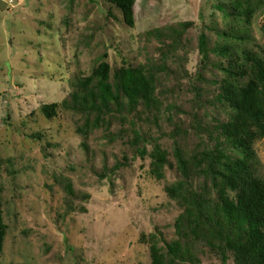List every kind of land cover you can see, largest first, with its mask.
<instances>
[{
	"label": "rangeland",
	"instance_id": "374dc122",
	"mask_svg": "<svg viewBox=\"0 0 264 264\" xmlns=\"http://www.w3.org/2000/svg\"><path fill=\"white\" fill-rule=\"evenodd\" d=\"M231 1L138 0L130 28L107 0H0V172L7 226L0 264H151L150 236L157 235L160 246L174 239L182 209L165 187L178 174L167 167L158 181L151 157L142 158L137 149L150 153L159 145L171 155L169 134L179 119L190 123L196 106L189 80L163 78L158 121L134 114L133 123H125L118 116L87 136L78 133L83 115L59 110L49 120L43 107L68 99L76 77L91 76L104 54L113 74L159 61L160 48L173 45V71L196 77L203 33L210 49L264 52V0L251 1L249 20L231 16ZM169 27L181 33L175 37L181 45L148 35ZM211 57L202 71L208 82L223 76L213 65L221 57ZM135 132L149 142H136ZM255 152L264 174V138ZM202 264L219 262L205 256Z\"/></svg>",
	"mask_w": 264,
	"mask_h": 264
},
{
	"label": "trees",
	"instance_id": "16d2710c",
	"mask_svg": "<svg viewBox=\"0 0 264 264\" xmlns=\"http://www.w3.org/2000/svg\"><path fill=\"white\" fill-rule=\"evenodd\" d=\"M137 1L107 0L123 12L130 28L136 24ZM251 1L232 0L227 6L231 7V16L249 20L255 12ZM227 7L221 9L226 12ZM192 25L184 23L181 27ZM180 34L175 27H169L148 35L175 41ZM175 43L181 45L177 40ZM176 50L167 45L160 48L159 61L150 59L137 67L123 66L113 74L108 55L104 54L91 76L76 77L68 99L45 105L43 112L49 120L57 118L59 110L83 115L85 124L78 133L86 136L92 129L108 127V120L118 116L125 123H133L129 116L134 114L140 120L146 116L148 122L150 117L158 121L163 113L158 95L163 78L174 75L189 80L196 106L190 123L179 119L169 134L174 142V162L159 145L150 153L146 148L137 149L142 158L151 157V174L158 181L165 179L167 167L179 177L165 187L167 195L182 209L174 225L175 237L171 241L163 239L164 245L160 246L157 235L150 236L151 264H202L205 256L219 264H264V174L259 172L255 152V145L264 138V52L238 53L231 45L210 49L203 33L199 42L200 73L192 77L188 72L178 76L169 65V57ZM212 54L221 57L213 65L223 76L208 82L202 71L213 63ZM135 136L138 143L143 138L138 132ZM192 137L196 141L191 142ZM142 140L149 142L147 137ZM2 192L0 172V254L7 233ZM68 193L74 195L71 187Z\"/></svg>",
	"mask_w": 264,
	"mask_h": 264
}]
</instances>
